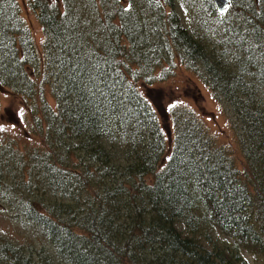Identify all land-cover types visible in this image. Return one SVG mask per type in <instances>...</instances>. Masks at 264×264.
<instances>
[{"label": "trees", "instance_id": "16d2710c", "mask_svg": "<svg viewBox=\"0 0 264 264\" xmlns=\"http://www.w3.org/2000/svg\"><path fill=\"white\" fill-rule=\"evenodd\" d=\"M0 214V264H264V0H0Z\"/></svg>", "mask_w": 264, "mask_h": 264}, {"label": "rangeland", "instance_id": "374dc122", "mask_svg": "<svg viewBox=\"0 0 264 264\" xmlns=\"http://www.w3.org/2000/svg\"><path fill=\"white\" fill-rule=\"evenodd\" d=\"M183 16V20L186 23L187 18L185 15L180 12ZM33 22V21H32ZM33 31L35 33V41L38 44L40 39V33L39 29H37L36 24L33 22ZM191 74V73H190ZM189 75V74H188ZM183 78L176 77L175 80L171 81V85H179L181 86ZM196 85L191 86V95H195L194 102L196 103H190L196 110L200 111L203 114L205 113L206 118L205 122L207 126L212 130V132H217V134H220L221 137H223L224 140H232V134L229 131L230 124L228 123V112L224 106H220L217 102H215L213 96L211 93L208 92L206 87L200 83L198 80L194 79ZM193 82V81H192ZM193 82V83H194ZM196 86V87H195ZM187 86L182 87L181 91L183 89H186ZM166 88H169L167 86ZM195 88H198L199 91L195 92ZM163 125L164 122L162 121ZM166 127H170L169 123L165 121ZM168 134L167 136L170 138L172 133L170 134V129H167ZM0 230L3 231L5 234H8L11 237H15L19 241H26L27 239L35 238L34 233L32 230L19 228L15 226L9 219H4L3 215L0 214Z\"/></svg>", "mask_w": 264, "mask_h": 264}, {"label": "water", "instance_id": "95a60500", "mask_svg": "<svg viewBox=\"0 0 264 264\" xmlns=\"http://www.w3.org/2000/svg\"><path fill=\"white\" fill-rule=\"evenodd\" d=\"M219 14H223L230 5V0H211Z\"/></svg>", "mask_w": 264, "mask_h": 264}]
</instances>
